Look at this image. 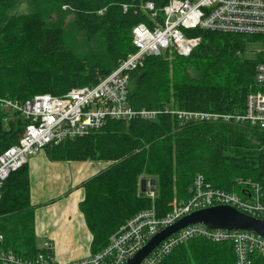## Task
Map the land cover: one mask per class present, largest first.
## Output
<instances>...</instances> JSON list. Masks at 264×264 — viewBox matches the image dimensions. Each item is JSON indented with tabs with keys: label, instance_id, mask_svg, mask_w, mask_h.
Returning a JSON list of instances; mask_svg holds the SVG:
<instances>
[{
	"label": "trees",
	"instance_id": "1",
	"mask_svg": "<svg viewBox=\"0 0 264 264\" xmlns=\"http://www.w3.org/2000/svg\"><path fill=\"white\" fill-rule=\"evenodd\" d=\"M22 1L29 12L10 15ZM147 3L155 5L157 15L146 10ZM164 4L162 0H0V98L63 97L73 89L96 86L136 52L135 27L162 24ZM188 33L202 38L189 57L164 50L128 72L129 105L136 111H162L156 119H109L89 135L44 148L50 161L107 165L84 184L80 204L93 235L91 254L104 249L128 218L150 209V200L138 196L142 177L156 182L159 217L170 211L164 201L171 195L169 188L175 186L187 202L198 175L213 189L240 196L245 193L240 181H251L261 186L264 202V130L235 121L186 122L172 113L243 114L256 67L264 61L261 53L250 58L247 46L264 43V37L199 29ZM27 125L0 107V156L18 145ZM1 193L5 250L26 260L46 253L38 245L28 163L9 176ZM160 264H236V254L231 244L194 238ZM252 264H264V257L254 254Z\"/></svg>",
	"mask_w": 264,
	"mask_h": 264
},
{
	"label": "built area",
	"instance_id": "2",
	"mask_svg": "<svg viewBox=\"0 0 264 264\" xmlns=\"http://www.w3.org/2000/svg\"><path fill=\"white\" fill-rule=\"evenodd\" d=\"M162 1L165 3L162 8V24L154 28L145 24L135 27L132 41L136 52L129 55L111 75L96 86L76 88L63 97L46 94L26 101L0 98V107L4 111L16 114L28 123L18 145L0 156V200L3 185L9 176L26 165L29 158L44 151L47 145H59L66 140L89 135L101 129L109 119H156L162 111H136L128 102V72L141 67L146 57L159 56L169 49H175L182 57H189L202 42L201 37L188 33L196 29L264 37V0ZM145 8L157 15L153 3H147ZM261 54L264 56V50ZM172 113L186 122L235 121L264 130V61L256 67L254 88L247 96L243 114ZM240 183L245 185L243 196L213 189L203 176L198 175L191 189V199L180 204L172 213L159 217L155 206L141 211L110 238L104 249L70 262H57L51 243L45 245L46 253L33 259H23L12 251L5 250L4 236L0 234V264H128L156 235L182 217L214 206H230L264 221L261 186L251 181ZM148 190L150 191V187ZM194 238L231 244L235 250L236 264H252L254 254L264 257V238L254 232L215 230L204 225H193L167 238L142 264H160L175 248Z\"/></svg>",
	"mask_w": 264,
	"mask_h": 264
},
{
	"label": "crops",
	"instance_id": "3",
	"mask_svg": "<svg viewBox=\"0 0 264 264\" xmlns=\"http://www.w3.org/2000/svg\"><path fill=\"white\" fill-rule=\"evenodd\" d=\"M28 166L39 247L44 249L51 243L54 258L60 263L89 256L93 235L80 204L85 199L84 184L107 165L50 161L43 151L28 160Z\"/></svg>",
	"mask_w": 264,
	"mask_h": 264
},
{
	"label": "water",
	"instance_id": "4",
	"mask_svg": "<svg viewBox=\"0 0 264 264\" xmlns=\"http://www.w3.org/2000/svg\"><path fill=\"white\" fill-rule=\"evenodd\" d=\"M150 187L151 192L156 191L155 180L141 181V192L146 193ZM193 225H204L210 229L226 231H250L264 238V221L251 217L230 206H216L195 211L177 223L156 235L128 264H142L151 253L167 238L177 232Z\"/></svg>",
	"mask_w": 264,
	"mask_h": 264
},
{
	"label": "rangeland",
	"instance_id": "5",
	"mask_svg": "<svg viewBox=\"0 0 264 264\" xmlns=\"http://www.w3.org/2000/svg\"><path fill=\"white\" fill-rule=\"evenodd\" d=\"M28 12H29L28 4L26 3V1H22L18 5V7L15 8L14 10L10 11L9 14L10 15H23V14H26ZM247 50H248V56L250 58H256V56L264 50V43L263 42H257V43L248 44ZM30 159L31 158H29V160ZM143 179H147L148 182L150 181V178H145V177L140 178L139 183H138V185H139L138 196L144 200H148V201L150 200L149 201L150 204L148 205L147 208H151L153 206L158 208L156 203L158 202L159 198H161L160 193L158 192V190H156L154 193H151L148 190V192L141 194V181ZM169 191H170L171 195H170V197L167 196L164 201H165V204L167 205V208L170 209L169 213H172L174 210H176L180 206V204H182L185 201L181 200V198L177 195L175 186H173L172 189L170 187ZM230 193L233 194L234 192H230ZM129 219L130 218H128V220Z\"/></svg>",
	"mask_w": 264,
	"mask_h": 264
},
{
	"label": "bare ground",
	"instance_id": "6",
	"mask_svg": "<svg viewBox=\"0 0 264 264\" xmlns=\"http://www.w3.org/2000/svg\"><path fill=\"white\" fill-rule=\"evenodd\" d=\"M166 258H167V257H166ZM166 258H165V259H166ZM165 259H164V260H165ZM164 260H163V261H164Z\"/></svg>",
	"mask_w": 264,
	"mask_h": 264
}]
</instances>
